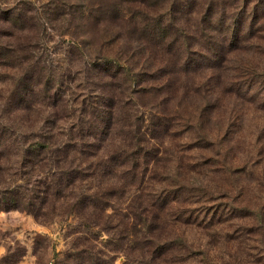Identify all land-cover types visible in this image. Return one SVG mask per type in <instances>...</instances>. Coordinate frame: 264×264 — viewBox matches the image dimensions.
Returning <instances> with one entry per match:
<instances>
[{"label": "rangeland", "instance_id": "obj_1", "mask_svg": "<svg viewBox=\"0 0 264 264\" xmlns=\"http://www.w3.org/2000/svg\"><path fill=\"white\" fill-rule=\"evenodd\" d=\"M206 17L216 36L223 33L215 18L237 19L239 47L213 67L185 68L181 48L202 46L197 26ZM169 19L184 28L185 43ZM104 56L117 67L104 68ZM253 72L264 73V0H0V119L22 141L24 132L51 126L68 133L67 114L94 116L83 124L85 155L59 164L82 172L66 180L52 163L41 172L36 167L28 188L42 190L53 180L52 195L33 212L0 211V264H264V233L236 235L253 220L224 204L264 197V89ZM47 97L56 100L55 124L51 105L34 102ZM118 104L121 117L111 114ZM204 108L202 130L213 144L196 138ZM136 114L141 121L160 115L165 123H144L152 127L140 141L148 152L137 158L134 176L112 171L119 159L113 152L129 148L107 143ZM16 161L10 157L2 180L26 186ZM224 163L238 168L231 182ZM199 184L209 186L211 199L200 195ZM159 185L176 195L162 206ZM228 188L230 199L218 194ZM175 210L183 211L178 221H162ZM141 211L152 232L145 237L132 227V213ZM178 235L183 245L174 242ZM166 242L167 249L155 251Z\"/></svg>", "mask_w": 264, "mask_h": 264}, {"label": "trees", "instance_id": "obj_2", "mask_svg": "<svg viewBox=\"0 0 264 264\" xmlns=\"http://www.w3.org/2000/svg\"><path fill=\"white\" fill-rule=\"evenodd\" d=\"M188 3V0H185ZM237 19L231 20H226L224 18H215V23L217 24V27L219 31H222V36H216L212 33H210V30H208L209 25L211 24V18L206 17L203 21L199 22V25L197 26V33L198 36L201 40V47L198 48H192L191 46H183L182 48L180 46H176L175 48L180 49L181 52L184 54V61L183 65L185 68L191 67L193 69H198L202 67V65L213 67L216 65L218 62H220L223 57L228 53L230 50L233 48L239 47V46H234L237 41H240L241 39L238 38L239 34V26H237ZM168 26L169 28H173L177 32L178 36H181L182 40L185 43L186 38L188 37V34H186V31L184 28L181 26H173L176 24V21H173L169 19L168 21ZM208 25V26H206ZM239 25V24H238ZM159 27V26H158ZM157 29V27L151 26L150 29ZM180 30V32H179ZM160 31V30H159ZM158 32V31H157ZM164 34V33H163ZM103 60L106 62V64L103 61L104 68L105 67H117L115 65H109L107 62L109 58L104 56ZM101 65H93V68L98 69ZM127 71V70H126ZM124 73V72H123ZM126 75H131L128 72L125 73ZM124 74V75H125ZM123 75V74H122ZM251 77H256L263 82L262 89H264V73L263 76L261 74H258V72H253ZM247 75V76H248ZM122 77V76H120ZM252 80V78H251ZM256 81V80H253ZM251 81V82H253ZM247 86V81L245 82ZM52 85V83L48 82V80H45L44 86L46 87V90H49V87ZM137 87V90L142 89L143 87L140 85V83L134 84ZM141 86V87H140ZM139 87V88H138ZM248 87V86H247ZM237 89H240L237 88ZM135 90V89H133ZM51 97H47L39 102L34 101L36 105L41 104V105H47L48 107L50 106L52 108L51 112V123H56V121L61 118L57 108V104L54 102V98L48 99ZM51 103V104H50ZM72 103H75L77 105H81V102L77 101L76 98H72ZM120 106L119 104L115 106L113 112L111 114L115 116H122V109H119ZM75 112L78 110L75 108ZM207 110V108H204L202 111L199 112L198 114V121H196V124L194 126L195 131L197 133L196 138L201 141L202 143H210L209 141L212 142V139L202 130V117H203V111ZM85 112V111H84ZM70 118L72 122L70 123L67 131L68 133H63V129L60 127L56 130L55 127H47V131H34L32 130L31 132H24V135H22L21 138H24L22 141L19 138L20 133H16L12 128L9 126V124L6 121H2L0 119V211H7L12 208H17L20 210H25L27 212H33V209L39 204L40 202L43 201V197L46 196L47 194L52 195V188L55 187V183L53 182L52 188L50 186V183L53 180H50V182L46 185L45 182L42 183V190L36 191L33 188H28V186H31L28 184V182H31L30 179H33L35 175H33V171L35 170L36 167H38V171L41 172L43 168V164L45 163H52L55 165V168H59L58 170L54 171L59 175L64 176L66 180L72 179L74 175L72 174L73 172H76L77 175L82 172L81 169L78 168H60L59 164L62 162H66L69 158H73L76 160L77 156L76 154H81L85 155V150L84 149V144L83 140L84 137H86L88 134L89 127L87 125L83 126V124L89 122L91 119L94 118L91 113H86L85 114H69L66 115V117ZM151 116H156L148 119H144L141 121L139 120V117L136 115H131L132 121L128 124H120L117 128V134L114 140L112 138H109V141L107 144L110 146L115 145L116 142L120 144H125V147L129 149H120L115 152H113L112 155H115L119 157L118 159V165H113L112 166V171H119V172H124L127 173L129 170H131L132 175L135 176L136 173V167L139 166V164L136 162L137 158H139V155H146L148 150L146 146H142L141 144V139H143V131H150L152 129L150 124H147L149 121L151 124L155 123H165V119H162L159 117L160 115H151ZM147 122L146 124H144ZM119 123V122H118ZM144 124L143 126H141ZM164 125V124H161ZM73 131H75L73 133ZM148 134V133H146ZM60 135H64L68 138H65L62 142L57 141V137ZM77 138V143H74L73 137ZM70 138V139H69ZM153 138V137H152ZM71 140V141H68ZM214 141V140H213ZM220 145V143H219ZM10 157H14L17 159V163L20 164L22 175L24 177L25 185H16L15 187H10V184H5V180H2V173H4L6 169L10 168L11 165H9V160ZM143 159L144 156H142ZM115 161V160H112ZM181 164V160H179V165ZM14 165V162H13ZM223 169L225 172L228 174L230 182L233 181L234 177H236V171L238 168H233L229 164H222ZM55 170V169H54ZM175 177H177L176 171H175ZM34 183V182H33ZM176 188L180 191H185L187 188H185L184 184L179 181L178 179L175 182ZM232 184V185H231ZM6 185V186H5ZM45 185V186H44ZM50 189H49V186ZM200 186L197 187V191H199L201 196L208 197V199H211V189H209V186L207 185H202L199 184ZM160 189V197L158 206H162L163 202L162 199L165 202L166 197H175L176 195L174 194L173 191L169 193H165V189L163 186L159 185L158 186ZM230 189L235 192V195L240 192L239 188L237 185H234L233 183H230ZM41 194H40V192ZM218 193V192H216ZM213 194V193H212ZM221 194V197H226L227 199H230L232 197V194L229 192V188L218 193ZM240 194V193H239ZM214 195V194H213ZM219 197V196H215ZM161 199V200H160ZM206 199V200H208ZM226 208L228 210V213H234L238 214L240 216L244 217H249L252 219V224H246V223H241L238 226L237 229V234L242 235L244 232L247 234L250 233H264V221H263V215H264V197L257 203L253 204H239L236 205L233 200H227L225 203ZM221 205V204H220ZM157 206V207H158ZM217 208V207H216ZM178 212L183 213V211L180 210H175L173 213H171V218H167L166 216H162V221L165 219L168 220H174L178 221ZM132 217L135 219V221L132 223L133 229L136 231L138 234H143L144 237L145 235H151L152 232H150L151 228L148 223V219L144 216L143 212L141 211L140 213H132ZM161 221L160 218H155L153 221ZM139 221V222H137ZM140 224V225H139ZM139 225V226H138ZM172 224L171 229L174 228ZM260 235V234H259ZM154 237V235H152ZM174 242L179 245H183L184 240L183 238L178 235L174 238ZM226 239V238H225ZM173 242V241H171ZM168 244L170 245V242H166V244L162 246H156L155 251H164L165 249L168 248ZM263 244V241H262Z\"/></svg>", "mask_w": 264, "mask_h": 264}]
</instances>
